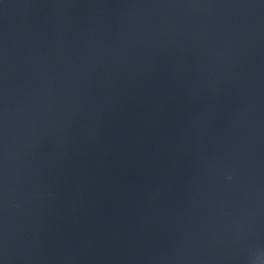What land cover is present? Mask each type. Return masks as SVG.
I'll list each match as a JSON object with an SVG mask.
<instances>
[{
    "label": "water",
    "instance_id": "water-1",
    "mask_svg": "<svg viewBox=\"0 0 264 264\" xmlns=\"http://www.w3.org/2000/svg\"><path fill=\"white\" fill-rule=\"evenodd\" d=\"M0 264H264V0H0Z\"/></svg>",
    "mask_w": 264,
    "mask_h": 264
}]
</instances>
